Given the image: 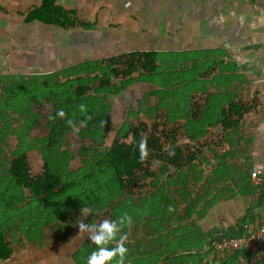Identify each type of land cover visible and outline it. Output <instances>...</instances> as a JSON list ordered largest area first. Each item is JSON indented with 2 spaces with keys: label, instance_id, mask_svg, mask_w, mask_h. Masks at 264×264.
Wrapping results in <instances>:
<instances>
[{
  "label": "rangeland",
  "instance_id": "374dc122",
  "mask_svg": "<svg viewBox=\"0 0 264 264\" xmlns=\"http://www.w3.org/2000/svg\"><path fill=\"white\" fill-rule=\"evenodd\" d=\"M138 1L59 0L67 7L78 8L82 17L96 20L91 27L64 29L24 22L18 12L31 9L39 0H0V228L6 231L14 249L3 263L72 264V255L89 241L88 234L78 233L76 225L84 219L80 216L84 206L90 209L85 223L105 218L119 221L131 215L121 223L127 243L133 233L141 231L135 229L134 222L140 209L132 211V207L150 191V179L142 178L144 185L134 196L117 195L113 185L107 183L109 177L98 174L95 153L139 121L151 123L157 118L170 127L181 125L175 120L185 118L188 109L200 112L205 107L206 77H191V72L188 77H174L181 65L185 69L182 74H187L185 62L166 72L159 69L154 78L136 74L134 79L114 80L115 94L96 92L97 62L125 51L159 46L154 24L139 20ZM78 76L86 79L87 95L102 97L95 101L106 107L103 124L89 133L83 123L71 117L67 121L70 127L64 126L59 140L49 143L53 126L60 122L57 113L64 108L58 101L72 96ZM205 137L196 142L204 153ZM20 150L27 153L32 175L42 171L46 160L58 159L60 170L66 179L74 181V187L39 203L28 190L17 186L9 173V160ZM159 165L155 162L152 168L157 170ZM110 189L118 196L112 201L102 198L111 196L106 195ZM235 207L229 209L235 211L233 221L239 222L245 211ZM259 258H264V253L257 252L255 260Z\"/></svg>",
  "mask_w": 264,
  "mask_h": 264
},
{
  "label": "trees",
  "instance_id": "16d2710c",
  "mask_svg": "<svg viewBox=\"0 0 264 264\" xmlns=\"http://www.w3.org/2000/svg\"><path fill=\"white\" fill-rule=\"evenodd\" d=\"M18 13L26 23L40 22L64 29L87 28L96 23V20L82 17L78 8L67 7L59 0H39L31 9ZM179 62H185L189 71L182 74L185 69L181 65L175 78L190 76L189 72L191 77H206L205 107L200 112L189 107L191 110L185 112V118L175 120L181 125L170 127L165 122L161 124L157 118L151 123L139 121L127 127L122 136L114 137L104 149L98 150L93 160L98 174L109 177L107 183L113 185L117 195L134 196L144 185L142 178L150 179V191L143 195L138 207H132V211L140 209L134 222L137 224L135 229L141 231L133 233L125 242L128 249L125 264H264V258L255 260L257 252L264 253V244L256 250L240 248L209 257L214 242L221 236L241 237L262 216L264 179L255 183L245 166L247 162L242 164L237 160L249 152L245 120L249 112L258 109L259 96L254 94L244 99L231 89L229 83L220 79V63L217 60L206 62V55L155 49L125 51L97 62L96 92L115 94L112 81L134 79L136 74L154 78L159 69L160 72L161 69L169 71ZM84 80L83 76H78L72 96H64L58 101L63 104L64 115L53 126L54 134L49 137V143L59 140L64 126L70 127L67 121L74 116L89 133L102 126L106 107L101 101H95L102 99L100 95L86 94L88 87ZM214 133L218 134L215 145L211 140ZM204 136L206 153L196 146ZM183 138L188 141L183 143ZM141 139L146 141L147 151L143 159L138 148ZM155 162L160 164L157 170L152 168ZM61 165L58 159L46 160L42 171L32 175L27 153L20 150L9 160V173L17 186L28 190L39 203H44L75 185L74 181L65 178ZM106 195L109 196L102 198L111 201L118 197L112 189L107 190ZM235 196L250 197L245 213L239 217L237 229L210 237L199 222L217 203ZM7 236L0 228V262L10 259L14 252ZM112 246L114 244L109 245ZM94 248L89 241L84 243L72 255V260L75 264H86V257Z\"/></svg>",
  "mask_w": 264,
  "mask_h": 264
},
{
  "label": "crops",
  "instance_id": "0c3cea01",
  "mask_svg": "<svg viewBox=\"0 0 264 264\" xmlns=\"http://www.w3.org/2000/svg\"><path fill=\"white\" fill-rule=\"evenodd\" d=\"M138 2L140 22L154 24L159 40L155 50L206 55V62L220 63V79L229 83L231 89L244 99L259 96L258 109L249 112L245 120L249 152L237 160L247 162L245 166L250 171L264 169V0ZM249 202V196L220 201L201 219L199 226L213 238L234 232L240 221H233L235 211L229 207L245 211Z\"/></svg>",
  "mask_w": 264,
  "mask_h": 264
},
{
  "label": "clouds",
  "instance_id": "9594fccd",
  "mask_svg": "<svg viewBox=\"0 0 264 264\" xmlns=\"http://www.w3.org/2000/svg\"><path fill=\"white\" fill-rule=\"evenodd\" d=\"M63 116V111L57 113ZM140 158L143 159L147 155L146 141L141 139L138 144ZM90 209L84 206L80 210L81 219L76 225L78 233H87L88 240L95 245L86 257V264H125L126 254L128 252L125 246L126 234H122L121 223L127 222L128 217L123 216L118 221L116 219H102L98 223L87 222L85 219L89 216ZM110 244L114 246L109 247Z\"/></svg>",
  "mask_w": 264,
  "mask_h": 264
},
{
  "label": "built area",
  "instance_id": "2783aa9c",
  "mask_svg": "<svg viewBox=\"0 0 264 264\" xmlns=\"http://www.w3.org/2000/svg\"><path fill=\"white\" fill-rule=\"evenodd\" d=\"M251 177L255 183H261L264 179V169L251 171ZM261 218L257 219L254 225L248 228L245 235L241 237H224L214 242L209 257L220 256L227 251H234L240 248L256 250L264 244V208L261 210Z\"/></svg>",
  "mask_w": 264,
  "mask_h": 264
}]
</instances>
